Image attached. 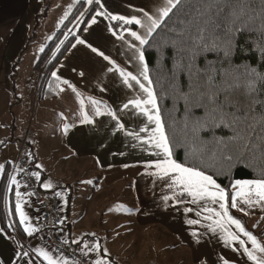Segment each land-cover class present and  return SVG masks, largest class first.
I'll return each mask as SVG.
<instances>
[{"label": "crops", "instance_id": "crops-1", "mask_svg": "<svg viewBox=\"0 0 264 264\" xmlns=\"http://www.w3.org/2000/svg\"><path fill=\"white\" fill-rule=\"evenodd\" d=\"M72 1L75 0L69 2ZM41 2L0 0V89L5 88L0 95V151L8 144L16 150L11 163L1 159L4 156L0 155V165L4 166L0 170V188L4 175L7 177L3 195L0 190V212L4 219L2 226L0 218V229L4 230L0 233V264L43 262V257L34 251L37 248L48 251L54 259L59 258L40 238L36 206L20 185L17 188L9 184L10 176L17 180L16 160L22 143L28 144L24 150L28 146L26 155L31 157L39 173L41 189L60 199L62 228L67 241L87 249L99 245L98 249L89 252L94 262L107 259L108 264H222L223 260H228L230 264H255L243 254L237 242L225 246L219 231H207L210 221L204 219L207 213L203 208L218 209V205L206 204L210 201L194 204L186 193L180 192L179 188L170 190L159 176L153 174L156 172L153 162L163 159L162 155H156L158 149L145 142L155 125L134 106L123 108L129 100L146 98V95L135 81L129 80L132 85L129 87L120 75L121 69L131 72L148 86V81L140 75L146 60L141 63L138 59L144 45L130 35L131 31L142 35L144 29L140 25L132 24L135 28L116 31L110 18L97 16L95 24L84 26L89 32L82 30L79 36L87 37L93 46L99 45L111 63L92 54L86 46L73 48L75 40L53 71L61 80L56 98H38L40 72L37 71L35 79L34 63L30 86L26 84L29 79L21 80L22 93L12 102L8 95L11 91L7 84L8 68L15 62L11 65L19 69L18 64L30 42L32 19L38 15ZM100 3L104 5L103 10L113 15L145 20L144 14L155 15L163 0H100ZM95 15L96 12L89 20ZM110 68L113 71H109ZM12 75L13 80L15 74ZM151 88L154 92L152 83ZM24 99L30 103V120L34 128L30 126L19 139L22 132L16 133L17 123H26L29 116ZM93 100L99 103L93 104ZM14 104L20 106L16 111ZM97 107L100 115H96ZM109 111L118 114L119 122L125 125L123 130L117 129ZM8 112L12 116V127L2 119ZM141 128L149 131L140 132ZM128 132L137 133L141 139L129 136ZM45 184L51 187H44ZM125 186L129 191H125ZM17 191L21 193V207L28 216L27 225L36 229L31 236L23 231L25 225L19 223L20 218L15 214ZM232 191L234 193L236 189L232 187ZM164 196L169 197L167 202L163 200ZM177 197L182 202H178ZM237 201L238 207L232 208L233 212L247 219L245 222L254 227L256 237H259L258 244L264 247V233H260L264 225V207L250 208L240 197ZM185 208L191 211L185 212ZM188 219L200 223L190 225L186 222ZM227 227L237 231L234 225ZM193 231L199 235L194 237ZM240 238L244 239L243 234ZM36 240L39 242L35 243ZM245 244L258 260L264 261V252L254 249L250 241ZM17 251H26L29 255L17 256Z\"/></svg>", "mask_w": 264, "mask_h": 264}, {"label": "trees", "instance_id": "trees-1", "mask_svg": "<svg viewBox=\"0 0 264 264\" xmlns=\"http://www.w3.org/2000/svg\"><path fill=\"white\" fill-rule=\"evenodd\" d=\"M208 4L216 6L206 9ZM70 5L67 17L36 58L40 99L58 96L61 80L52 73L74 37L99 9V5H88L85 0ZM233 12L236 15H231ZM78 17L75 30L68 33ZM109 21L116 31L135 28ZM148 40L143 53L173 159L211 175L228 194L230 214L244 222L230 206L233 184L236 180L264 178V145L259 139L264 137L260 120L264 90L249 92V81L255 78L252 70L264 74V0H181ZM204 44L216 47L205 51ZM260 85L256 81V89ZM209 94L225 105V112L240 119L232 123L229 116L228 127L214 126L213 117L218 113L212 112L215 105L209 103ZM197 118L206 126L199 127ZM250 134L252 145L257 146L242 154L240 138L247 139ZM29 160L35 169L31 157ZM6 183L4 175L1 195ZM0 218L3 226V215ZM260 233H264V225Z\"/></svg>", "mask_w": 264, "mask_h": 264}, {"label": "snow or ice", "instance_id": "snow-or-ice-1", "mask_svg": "<svg viewBox=\"0 0 264 264\" xmlns=\"http://www.w3.org/2000/svg\"><path fill=\"white\" fill-rule=\"evenodd\" d=\"M87 3L90 5H99V9L97 10L96 15L93 16L91 20L87 21L88 24H95L97 16H105L113 21H121L124 25H140L141 28L144 29V33L141 35L138 34L136 31H131L130 35L134 37L137 41H139V44L141 46H143L150 43L148 37H151L153 33L156 32L159 27H161L162 23L165 21V18L169 17V14L172 13L173 10L180 5L181 0H163L161 7L157 9V13L155 15H149L148 13L144 14L146 17L145 20L138 19L136 16L126 18L124 16H118L108 13L103 10L104 5L100 3V0H87ZM215 6L216 5L214 4H208L206 5V9H211ZM69 7H71V5ZM67 15L68 13L65 12L64 18H66ZM80 15L83 16L84 13L82 12ZM231 15H236V13L233 12L231 13ZM77 19L79 20V17ZM60 22H63V18ZM109 30L111 31V28ZM124 30L127 31L128 29L125 28ZM83 31L89 32V28L85 27ZM231 31L233 30L230 29V32ZM74 38L76 40V44L72 45L73 48H75L77 45L86 46V48L89 49L92 54L96 55L99 58H102L104 61H109V56L106 55L104 51L100 50V46H93V44L88 41L87 37L82 39L79 35H76ZM201 39H203V37H201ZM215 47V44H212L211 46L208 44H204L205 51L213 50ZM225 54L228 55L229 53L226 52ZM138 59L141 61V63H143L145 59L143 52H139ZM109 62L111 63V61ZM109 71H113V69L110 68ZM52 75L53 77H55L56 73L53 72ZM120 75L124 77V83L126 84H129V80L135 81L136 84L139 85V88L142 90V93L146 95V98H137L129 100L123 105V108L128 109L130 106H134L135 109L139 110L140 114L147 117L149 123L155 125V127L150 130V136L145 142L153 145L156 149H158L159 151L156 153V155L158 157L162 155L163 159H157L153 162L152 167L156 169V172L153 174L159 176V178L167 184L170 190L174 188H179L180 192L186 193L192 198V203L194 204L198 201H210L211 204L218 205V209L216 207L207 206L203 208V211L207 213V215L204 216V219L210 221V223H208L206 226L207 231L212 233H216L217 231H219L220 239L224 242L225 246H229L232 244V242L235 241L239 244L240 249H242L243 251V254H245L250 261H254L255 264H264V261L258 260L257 257L253 254V252L250 251L247 246H245V241L240 238V234H243V236L247 237L248 241L251 242V245L254 249H257L260 252H264V247H260L257 242V238L251 232L246 231L245 227L239 219L234 218L232 215H230L229 206L227 202L228 194L226 193L225 189L222 188L216 182V180L213 179L211 175L205 174L204 171H201L196 167H189L185 164L178 163L175 159L172 158V151L169 147L168 138L165 135L164 125L161 122L160 110L157 106L156 96L151 88V81H149L148 78L147 66L145 65L143 67V70L141 71L140 75L145 81H148V86H145V84L141 83L137 76L133 75L131 72H124L121 69ZM252 75L255 78L249 81V92L251 93L254 91L264 90V74H258L255 72V69H253ZM256 81L261 82L260 89H256ZM64 83L67 84L68 87H72V85L68 84V81H64ZM129 87H132V85L129 84ZM73 91H75V89H73ZM201 95L204 94L202 93ZM184 98L187 99L186 96ZM208 101L210 104L215 105V107L212 108V112L218 113V116L213 117L212 122L214 123V126L218 127L220 124H224L225 127H228L229 116H232V123H235L237 120L240 119L239 117L235 116L234 113L225 112V105L218 104L214 94L208 95ZM92 103L98 104L99 102L93 100ZM261 103H264V101H262ZM194 106L200 107L204 105L196 104ZM100 114L101 113L99 111V108L97 107L96 115ZM109 115L114 121H116V127L118 130H123L125 128V125L119 122L118 114L116 112L109 111ZM260 120L262 123H264V114L261 115ZM196 123L199 125V127L206 126V124L202 123L198 118L196 120ZM146 131H149V129H140V132ZM127 134L129 136H134L137 139H141V137L135 132H128ZM240 139L243 140V144L240 147V151L242 154L250 150V146H257L252 145L251 134L247 139H245L244 137H241ZM259 139L261 141V144L264 145V137H260ZM228 159H231V157L229 156ZM3 168L4 166L0 165V170H2ZM33 175L39 178L38 173H33ZM9 184L15 185L17 188H19V184L15 176L9 177ZM44 187H51V185L45 184ZM233 187L236 189V191L231 194V208L238 207V197L241 198L243 204L248 205L250 208L255 207L256 205H261L262 207H264V178L236 180L233 184ZM16 196L17 201L15 204V214H17L20 218L19 223L21 225H25L23 231L27 232L29 236H31L36 231V229L27 225L28 216L21 207L22 201L21 193L19 191L16 192ZM163 200L167 202L169 200V197L164 196ZM177 201L182 202L179 197H177ZM240 210L243 211V208H241ZM184 211L190 212L191 209L185 208ZM186 222L190 225L200 223L199 220L193 219H188ZM228 225H234L237 231H232L229 227H227ZM3 231V229H0V233H2ZM192 235L194 237H197L199 234L196 231H193ZM9 238L11 239V237ZM198 242L199 240L197 239V243ZM98 248V244L89 246L88 251L91 252ZM34 251L44 257L47 260V264H66V261H63L62 258L54 259L53 256L44 249H34ZM16 255H23L27 257L29 253L26 251L23 253L17 251ZM29 264H32V262L29 261ZM95 264H108V261L107 259H98L95 261ZM222 264H230V262L228 260H223Z\"/></svg>", "mask_w": 264, "mask_h": 264}, {"label": "rangeland", "instance_id": "rangeland-1", "mask_svg": "<svg viewBox=\"0 0 264 264\" xmlns=\"http://www.w3.org/2000/svg\"><path fill=\"white\" fill-rule=\"evenodd\" d=\"M69 1H71V0H42L41 4L42 3L43 4L41 5V9L39 6L38 15L35 16V17H37L36 20L32 19V26H31V29L29 32L30 42L27 45V47H26V49H25V51L21 57L22 58L21 62H19V64H18L19 69H17V66H15V68H14L13 65H11L15 62H11L10 66L8 68L7 76L9 79H7V84L9 85V88L11 90L10 93H8V95L10 96V99L12 100V102L16 101V95L18 98L22 93V90L20 87L21 86V82H20L21 80H25V78L29 79L26 81V84H27V86H30V83L32 80L31 79V75H32V71H33L32 68H33V65L35 63L36 56L41 51V49H44V47L47 45V43L52 39L56 29L58 28V26L61 23L60 22L61 19L62 18L64 19L65 12H68V7L73 2V1L72 2H69ZM39 4H40V2H39ZM88 5H90V4H88ZM31 11H32V8L30 9V12ZM79 21L80 20H78V19L75 20V23L69 28L68 33L73 32L75 30L76 25H78ZM33 72L35 73L34 74V77H35V75L37 74V70H35ZM12 74H15V78H13V80H12V77H13ZM35 79H36V77H35ZM11 87H13V89ZM4 90H5V88L0 89V95L3 94L2 92ZM1 102H2V100H0V103ZM24 107H25V110L28 111L29 116H28L26 123H22V122L17 123L16 133L19 134L22 132L19 136V139H22L24 132L26 131V129L29 130L30 126H32V128H34V125L33 124L31 125V120H30L31 119L30 118L31 108H30V103L28 104L27 99H24ZM18 108H20V106L15 105V104L13 105L14 111H16ZM2 119H4L3 121H6L8 123V125L12 127V116L9 112ZM14 140H16V139H13V142H15ZM25 145H28V144H25ZM27 150H28V146H26V149L24 150V155H26ZM0 155L4 156V158H1V159H6L7 161H9L11 163L14 161V159L16 157V150L13 146L8 144V145H5L3 147V149L0 151ZM36 172H37V169H36ZM125 187H126L125 191L126 192L129 191L127 186H125ZM208 203L211 204L210 202H207L206 204H208ZM26 204H27V206H30L28 203H26ZM245 220L247 221V219L246 218L244 219V225L243 226L245 227L246 231L251 232L256 237V231L254 230V227H252L251 225H248L245 222ZM257 239H259V237ZM243 240L245 242L248 241L247 237H245V236H244ZM38 242L39 241H37V240L35 241V243H38ZM41 260L47 264V260L44 257Z\"/></svg>", "mask_w": 264, "mask_h": 264}, {"label": "built area", "instance_id": "built-area-1", "mask_svg": "<svg viewBox=\"0 0 264 264\" xmlns=\"http://www.w3.org/2000/svg\"><path fill=\"white\" fill-rule=\"evenodd\" d=\"M24 147L25 144L22 143L16 160L17 180L23 192L39 211V235L43 244L67 264H95L86 247L67 241L62 228L63 212L60 199L57 195L41 189L40 177L33 175L37 172L29 157L24 155Z\"/></svg>", "mask_w": 264, "mask_h": 264}]
</instances>
